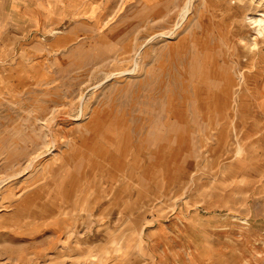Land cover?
<instances>
[{"label": "rangeland", "instance_id": "rangeland-1", "mask_svg": "<svg viewBox=\"0 0 264 264\" xmlns=\"http://www.w3.org/2000/svg\"><path fill=\"white\" fill-rule=\"evenodd\" d=\"M263 16L0 0V264H264Z\"/></svg>", "mask_w": 264, "mask_h": 264}, {"label": "bare ground", "instance_id": "bare-ground-1", "mask_svg": "<svg viewBox=\"0 0 264 264\" xmlns=\"http://www.w3.org/2000/svg\"><path fill=\"white\" fill-rule=\"evenodd\" d=\"M264 17V16H263ZM256 21L257 22H260V21H262V17H260V18H258V19H256ZM264 21V20H263ZM259 24V23H258ZM261 26V25H260ZM170 33V32H169Z\"/></svg>", "mask_w": 264, "mask_h": 264}]
</instances>
